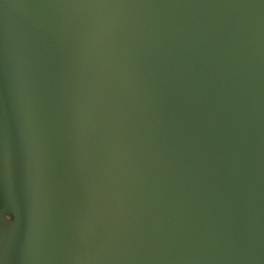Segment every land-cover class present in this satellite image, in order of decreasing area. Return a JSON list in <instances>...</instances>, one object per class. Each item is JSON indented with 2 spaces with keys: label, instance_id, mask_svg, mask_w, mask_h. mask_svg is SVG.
Here are the masks:
<instances>
[{
  "label": "water",
  "instance_id": "obj_1",
  "mask_svg": "<svg viewBox=\"0 0 264 264\" xmlns=\"http://www.w3.org/2000/svg\"><path fill=\"white\" fill-rule=\"evenodd\" d=\"M0 264H264V0H0Z\"/></svg>",
  "mask_w": 264,
  "mask_h": 264
}]
</instances>
